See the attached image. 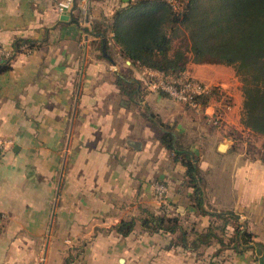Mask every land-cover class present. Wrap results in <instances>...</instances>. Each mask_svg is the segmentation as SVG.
Masks as SVG:
<instances>
[{"label": "crops", "instance_id": "obj_1", "mask_svg": "<svg viewBox=\"0 0 264 264\" xmlns=\"http://www.w3.org/2000/svg\"><path fill=\"white\" fill-rule=\"evenodd\" d=\"M56 1L0 0V46L14 53L0 71V137L10 140L0 159V264H261L254 251L216 240L195 250L170 245V234L140 222L162 209L197 230L212 221L193 206L185 167L160 142L164 125L198 159L205 208L235 213L264 244V136L242 124L241 91L239 111H222L214 127L213 111L152 91L147 69L130 66L143 92L129 102L116 73L130 61L109 27L135 0H75L67 19ZM219 66L189 62L185 72L214 85ZM155 182L168 189L164 204ZM129 219L133 230L117 232Z\"/></svg>", "mask_w": 264, "mask_h": 264}, {"label": "trees", "instance_id": "obj_2", "mask_svg": "<svg viewBox=\"0 0 264 264\" xmlns=\"http://www.w3.org/2000/svg\"><path fill=\"white\" fill-rule=\"evenodd\" d=\"M95 32L103 36L102 44L108 47L107 34L99 29ZM109 32L119 53L130 61L124 71L116 73V84L129 102L136 103L143 92L142 82L132 75V66L174 77L185 72L187 57L194 63L231 66L241 82V122L264 136V0H178L176 7L165 0H135L115 12ZM18 44L21 43L16 46ZM3 62L7 61H0V71L9 68ZM221 93L219 87L210 86L209 92L194 99L204 109ZM162 126L160 142L185 167V176L193 187V206L212 221L205 229L197 230L194 225L185 227L179 215H168L162 209L160 214L142 216V228L168 233L172 236L170 245L183 248L195 250L216 240L222 248L230 246L237 252L252 250L264 264V244L254 241L253 234L238 220V215L205 208L203 177L197 157L181 149L174 134ZM230 222L234 224L233 231L226 235ZM134 225V219L122 220L115 229L126 235Z\"/></svg>", "mask_w": 264, "mask_h": 264}, {"label": "built area", "instance_id": "obj_3", "mask_svg": "<svg viewBox=\"0 0 264 264\" xmlns=\"http://www.w3.org/2000/svg\"><path fill=\"white\" fill-rule=\"evenodd\" d=\"M74 1L75 0H57L55 9L59 14H69L73 10ZM165 1L173 7L178 6V0ZM23 48H26V46ZM13 54L14 53L12 51L0 46V61H10ZM147 71V83L149 89L154 92L165 93L174 101L196 112L204 113V111H206L207 107L204 109L201 108L200 104H198L194 98L198 95L209 92L210 85H207L203 81L191 76L186 72L174 77L151 69H147ZM206 118L212 126H219V123L222 119V111H213V113L206 115ZM9 144L10 140L0 137V159L2 158ZM152 186L155 199L160 204H164L168 191L166 185L160 182H155ZM66 264H74V261H68Z\"/></svg>", "mask_w": 264, "mask_h": 264}, {"label": "rangeland", "instance_id": "obj_4", "mask_svg": "<svg viewBox=\"0 0 264 264\" xmlns=\"http://www.w3.org/2000/svg\"><path fill=\"white\" fill-rule=\"evenodd\" d=\"M187 61L188 63L192 62L190 57H187ZM219 68H221V70L218 71L220 75L219 82L217 84L210 86L219 87L223 94L221 93L222 95L219 96L220 99L219 98L216 99L217 97H213L206 111H239V109L235 108L234 106L235 105L234 99H237L239 97L241 91V82L239 80V77L235 74V71L231 66L225 65V66H219ZM184 107L187 108L186 106ZM189 110L194 111L191 109ZM221 124H222V119L219 123V126H221ZM219 126H214V127H219Z\"/></svg>", "mask_w": 264, "mask_h": 264}, {"label": "water", "instance_id": "obj_5", "mask_svg": "<svg viewBox=\"0 0 264 264\" xmlns=\"http://www.w3.org/2000/svg\"><path fill=\"white\" fill-rule=\"evenodd\" d=\"M126 1H128V0H126ZM68 17H69V16H68L67 14H64L62 18H63V19H67ZM225 147H226V144H224V143L219 145V149H220V150H224Z\"/></svg>", "mask_w": 264, "mask_h": 264}]
</instances>
